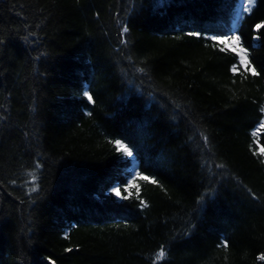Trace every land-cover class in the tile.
Segmentation results:
<instances>
[{"label": "trees", "instance_id": "trees-1", "mask_svg": "<svg viewBox=\"0 0 264 264\" xmlns=\"http://www.w3.org/2000/svg\"><path fill=\"white\" fill-rule=\"evenodd\" d=\"M241 6L0 0V264H264V0Z\"/></svg>", "mask_w": 264, "mask_h": 264}, {"label": "snow or ice", "instance_id": "snow-or-ice-1", "mask_svg": "<svg viewBox=\"0 0 264 264\" xmlns=\"http://www.w3.org/2000/svg\"><path fill=\"white\" fill-rule=\"evenodd\" d=\"M255 3V0H247V4H243L242 3V10L243 11H248L249 8L254 5ZM257 29H261V28H264V24H258L256 26ZM123 31L126 33L128 31V28L125 27L123 29ZM219 43L220 44H224L228 47L231 48V51L233 52H236L239 54L240 56V64L241 66H243L244 70L246 72H251V74L253 76H256L258 75L259 73L257 72L256 68L253 67L251 65V62L249 61L248 59V55H247V49L242 47L241 46V37L239 35H233V36H230V37H226V38H217ZM141 71H143V69H141ZM233 72H236L237 71V68L236 67H233L232 69ZM83 95L87 98V100L89 102H93V96L88 92V91H85L83 93ZM205 141L207 142V137H205ZM115 144L117 145L118 149L123 151L127 156L131 157L133 156V152L132 150L128 147V145L124 144L122 141L120 140H117L115 141ZM261 154L264 155V149H261ZM140 176V179H143V180H148L149 177L145 176V175H140L139 173L137 174ZM152 183H156L155 180H152ZM131 186H134V185H131ZM112 191L117 195V196H120V189L117 187V188H113ZM124 199H127V197H123ZM141 204L146 207L147 205L144 204L143 201H141ZM223 246L225 248H227V242L225 241ZM166 257V252L163 248H161V250L157 253L156 255V261H161L163 260L164 258ZM259 259L261 260H264V255H261L259 257ZM155 264V262H154Z\"/></svg>", "mask_w": 264, "mask_h": 264}, {"label": "rangeland", "instance_id": "rangeland-1", "mask_svg": "<svg viewBox=\"0 0 264 264\" xmlns=\"http://www.w3.org/2000/svg\"><path fill=\"white\" fill-rule=\"evenodd\" d=\"M242 3L243 4H247V0H242ZM242 7V6H241ZM240 13H241V11H240ZM239 13V14H240ZM233 35H238V33L237 32H233V34H231V35H221V36H217V38H226V37H230V36H233ZM121 141V140H120ZM123 142V141H122ZM124 144H125V142H123ZM135 172H136V169H135Z\"/></svg>", "mask_w": 264, "mask_h": 264}]
</instances>
